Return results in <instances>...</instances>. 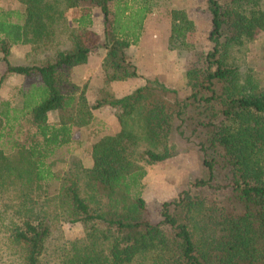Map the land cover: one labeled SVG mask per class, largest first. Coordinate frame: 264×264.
<instances>
[{
    "label": "trees",
    "instance_id": "1",
    "mask_svg": "<svg viewBox=\"0 0 264 264\" xmlns=\"http://www.w3.org/2000/svg\"><path fill=\"white\" fill-rule=\"evenodd\" d=\"M18 1L23 10L0 8L6 66L0 83L8 73L28 78L22 106L0 100V196L11 209L5 238L17 264H49L44 253L55 216L84 227L55 264H264V84L243 78L231 58V50L264 31L262 0H207L212 47L204 65L187 70L184 97L159 79L146 78L121 96L111 89L113 81L142 75L128 48L140 40L150 4ZM94 8L104 15L103 39L92 28ZM70 9L77 13L69 47L40 63L11 62L14 43L42 47L55 40ZM135 14H141L136 23ZM171 14L170 48L189 47L192 20L179 7ZM100 47L105 80L100 98L90 103L65 75ZM103 106L113 108L119 129L93 143L91 166L77 161L65 170L60 164L70 155L74 126H90ZM55 110L63 111V120L50 121ZM183 145L200 152L205 174L165 200L153 220L141 195L147 165Z\"/></svg>",
    "mask_w": 264,
    "mask_h": 264
},
{
    "label": "rangeland",
    "instance_id": "2",
    "mask_svg": "<svg viewBox=\"0 0 264 264\" xmlns=\"http://www.w3.org/2000/svg\"><path fill=\"white\" fill-rule=\"evenodd\" d=\"M134 7L142 4H150L151 11L145 20V29L136 44L128 48L131 59L138 65L142 75L130 77V80H117L111 83V89L117 96L126 91L135 89L144 84L146 78L159 79L169 87L176 90V95L186 96L190 92L187 83V70L195 65L205 64V55L211 49L212 42L209 32L212 28L211 14L207 0H127ZM264 7V0H262ZM24 4L18 0H0V8L24 9ZM179 7L186 11L192 20V28L187 32L186 38L190 42L187 48L172 49L169 46L172 31L171 9ZM116 3L112 7L110 23L113 22L116 11ZM72 9L66 15L68 26L57 31L55 40H50L47 45L39 47L38 44L18 42L11 46L10 60L13 64L40 63L48 55H54L57 49L67 48L71 45L70 27L72 16L76 14ZM141 14H135L136 20ZM92 28L101 34L103 39L104 15L99 8L93 9ZM69 21V22H68ZM105 48L95 49L86 63L74 66L67 70L65 80L70 89L77 92L85 91L90 103H95L101 96V88L104 85L102 65L99 66ZM0 53V78L5 72V63ZM231 58L241 68L242 77L252 76L255 80L264 84V31H260L254 40L243 46L231 50ZM129 79V78H128ZM28 78L19 73H8L0 83V100L9 101L12 106H22V88ZM95 119L90 126H78L73 128V140L70 143V155L68 160L60 164L68 170L73 163L80 162L85 167L93 163L92 145L102 135L114 132L119 126L114 110L110 106H103L94 110ZM51 122L63 120V111L55 110L49 115ZM205 174L200 152L196 148L186 145L173 156L164 161L147 165V174L143 179L141 195L146 200L151 218L158 220L161 217L163 202L179 195L188 182L196 176ZM7 201L0 196V264H17L18 257L15 249L5 238V225L11 216V209H5ZM57 212V211H56ZM57 215V213H55ZM52 231L47 239V249L44 253V261L55 264L59 261L62 249L69 241L84 235L82 223H69L59 216L52 220Z\"/></svg>",
    "mask_w": 264,
    "mask_h": 264
},
{
    "label": "crops",
    "instance_id": "3",
    "mask_svg": "<svg viewBox=\"0 0 264 264\" xmlns=\"http://www.w3.org/2000/svg\"><path fill=\"white\" fill-rule=\"evenodd\" d=\"M92 54V53H91ZM91 54H90V56H89V59H90V57H91ZM103 56H104V54H103ZM103 56H102V60H103ZM102 60H101V63L99 64V66L102 64ZM131 78H129V79H127V80H130ZM143 84V83H142ZM141 84V85H142ZM138 86H140V85H138ZM127 92H129V91H126L125 93H127ZM125 93H123V94H125ZM123 94H121V95H123ZM119 129V126H118V128L117 129H114V132L115 131H117Z\"/></svg>",
    "mask_w": 264,
    "mask_h": 264
}]
</instances>
